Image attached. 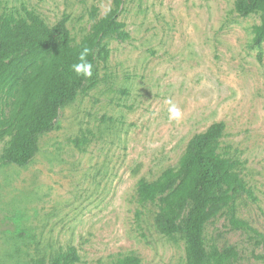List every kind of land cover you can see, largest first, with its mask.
Masks as SVG:
<instances>
[{
    "label": "rangeland",
    "instance_id": "obj_1",
    "mask_svg": "<svg viewBox=\"0 0 264 264\" xmlns=\"http://www.w3.org/2000/svg\"><path fill=\"white\" fill-rule=\"evenodd\" d=\"M113 0H0V15L32 10L48 25L66 19L73 42ZM235 0H123L130 37L104 41L93 75L59 110L25 166L3 162L0 142V264H53L69 245L74 264H186L184 223L175 238L156 231L154 209L137 201L141 178L174 165L191 137L223 122L222 151L238 158L253 196H237L252 229L229 225L225 209L204 229L207 243L234 246V264H264V41L252 43L260 14ZM182 119L171 120L166 100Z\"/></svg>",
    "mask_w": 264,
    "mask_h": 264
},
{
    "label": "trees",
    "instance_id": "obj_2",
    "mask_svg": "<svg viewBox=\"0 0 264 264\" xmlns=\"http://www.w3.org/2000/svg\"><path fill=\"white\" fill-rule=\"evenodd\" d=\"M122 2L113 0L101 17L94 6L92 24L76 43L65 18L50 26L25 7V16L0 15V142L8 138L3 162L27 165L35 156L38 137L50 130L59 110L83 88L89 78L77 76L71 68L83 48L90 49L87 60L94 70L97 57L105 60L109 56L106 39L130 37L125 23L118 19ZM234 7L243 16L260 14L252 36V43L260 46L264 41V0H235ZM224 129L223 122H215L194 134L174 165L154 180L137 182V201L153 207L156 231L169 238H175L182 213L191 203L183 226L186 264H234L238 260L234 246H218L204 238L206 224L223 209L231 227L252 229L238 216L236 199L240 193L254 197L253 190L240 174L242 162L221 150ZM79 261L77 248L69 245L54 256L53 264ZM110 264H141V258L118 255Z\"/></svg>",
    "mask_w": 264,
    "mask_h": 264
},
{
    "label": "clouds",
    "instance_id": "obj_3",
    "mask_svg": "<svg viewBox=\"0 0 264 264\" xmlns=\"http://www.w3.org/2000/svg\"><path fill=\"white\" fill-rule=\"evenodd\" d=\"M90 53V49L87 47L78 54V62L74 63L71 68L76 73L77 76H83L85 78H91L93 75V65L87 60V56ZM168 105L167 111L169 114V119L180 120L182 119V112L172 100L168 99L165 101Z\"/></svg>",
    "mask_w": 264,
    "mask_h": 264
}]
</instances>
